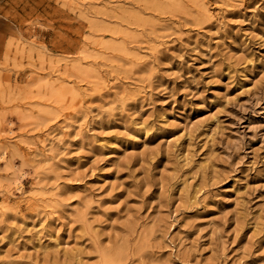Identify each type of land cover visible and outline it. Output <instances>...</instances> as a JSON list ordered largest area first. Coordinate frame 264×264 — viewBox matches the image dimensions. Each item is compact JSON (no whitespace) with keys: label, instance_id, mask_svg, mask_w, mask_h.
Returning <instances> with one entry per match:
<instances>
[{"label":"rangeland","instance_id":"1","mask_svg":"<svg viewBox=\"0 0 264 264\" xmlns=\"http://www.w3.org/2000/svg\"><path fill=\"white\" fill-rule=\"evenodd\" d=\"M104 257L264 264V0H0V264Z\"/></svg>","mask_w":264,"mask_h":264},{"label":"bare ground","instance_id":"2","mask_svg":"<svg viewBox=\"0 0 264 264\" xmlns=\"http://www.w3.org/2000/svg\"><path fill=\"white\" fill-rule=\"evenodd\" d=\"M16 185H17V189H21L22 188V184H21V182L18 179L16 180ZM104 260H105V262H104L105 264L109 262L106 257H104Z\"/></svg>","mask_w":264,"mask_h":264}]
</instances>
